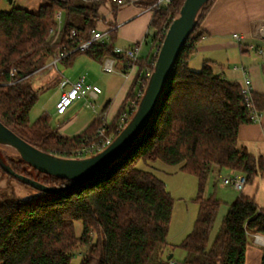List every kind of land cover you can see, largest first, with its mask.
I'll return each instance as SVG.
<instances>
[{
  "label": "trees",
  "instance_id": "1",
  "mask_svg": "<svg viewBox=\"0 0 264 264\" xmlns=\"http://www.w3.org/2000/svg\"><path fill=\"white\" fill-rule=\"evenodd\" d=\"M106 1L44 0L37 11L23 7L0 10V120L46 153L75 157V151L98 140L100 128L107 129V135L113 133L114 138L121 132L139 106L159 48L185 0H172L154 11L148 38L151 50L136 60L114 52L113 24L108 25L109 41L95 42L86 51L74 50L79 38H88L105 20L100 17V8ZM156 1L134 3L151 7ZM214 2L208 0L202 7L153 117L121 158L93 179L61 192L40 190L38 195L23 199L0 190V264H74L77 251L82 254L79 264H162L168 246L185 251L181 264H245L251 233L264 235V208L249 193L257 178L264 177V155L256 156L241 145L239 129L253 122L252 105L259 113L264 110V93L253 91L251 105L241 82L216 73L208 62L199 70L189 66L203 36L201 23ZM57 12L63 15L58 35L54 33ZM73 29L76 35L70 38ZM59 51L67 53L61 59L65 66H71L81 54L97 62L112 55L117 66L124 63V68L138 65L133 84L111 121L97 115L73 136L62 134L47 113L31 121V110L42 90L34 87L33 77ZM12 68H16L14 75ZM122 116L127 120L119 128ZM2 154L16 173L47 186L61 188L73 182L42 172L17 155ZM157 160L179 165L181 171L199 181L194 197L197 218L178 246L168 242L174 198L161 178L138 166L142 161ZM0 170L7 178H15L1 165ZM231 170L244 173L247 183L229 205L211 241L223 202L213 193L206 195L208 178L211 172L223 178ZM76 221L83 223L80 235Z\"/></svg>",
  "mask_w": 264,
  "mask_h": 264
},
{
  "label": "crops",
  "instance_id": "2",
  "mask_svg": "<svg viewBox=\"0 0 264 264\" xmlns=\"http://www.w3.org/2000/svg\"><path fill=\"white\" fill-rule=\"evenodd\" d=\"M13 2L14 0H11V3ZM115 8L118 9L114 11ZM153 13L154 11L134 2L119 5L111 1L110 5L104 4L100 8V16L105 20L100 23L99 28H107L109 24L115 26V46L126 47L134 43H142L140 57H143L148 55L151 50L150 44L148 45V52L143 51L151 31L150 23ZM200 28L203 36L197 43V52L191 57L189 66L200 58V65L203 66L205 62L210 63L215 72L228 80L243 83L244 78L249 77L252 81L253 91L264 93V0H215ZM235 33L238 34V37L234 36ZM251 51L260 56L252 57ZM87 58L89 61L87 60L86 65H89L88 68H90L92 65L90 61L95 60L90 59L88 56ZM102 61L95 62L101 65ZM236 64H240V67L244 68L246 73L244 74L241 69H234ZM138 69L139 67L136 64L126 68H124V63H119L117 66V60L116 71L106 72L102 69L106 74L116 73L123 80L118 85L114 97L105 98L104 113L103 110L100 114L98 113V115L104 114L106 121H111L118 112L133 84ZM92 72L91 70L86 74L87 81L100 86L93 77ZM103 93L102 88V92L97 97L87 95L85 99L77 100L74 104L87 105L86 101L89 102V99L96 102ZM92 120L83 123L80 129L74 133H66L67 123L59 126V131L64 135L73 136L87 128ZM71 122H74V120L70 119L69 123ZM239 141L250 153L256 156L264 155V110L257 122L243 124L240 127ZM2 177L0 176V180ZM214 190L215 193L213 194L220 198L223 203H226L227 206L239 195V192H229L227 196H224V190L221 191L217 187ZM249 193L264 208V177L257 178L255 184L249 189ZM263 248L253 242L251 238L246 250L245 264H261ZM182 252L184 253L183 257H185V251L182 250Z\"/></svg>",
  "mask_w": 264,
  "mask_h": 264
},
{
  "label": "rangeland",
  "instance_id": "3",
  "mask_svg": "<svg viewBox=\"0 0 264 264\" xmlns=\"http://www.w3.org/2000/svg\"><path fill=\"white\" fill-rule=\"evenodd\" d=\"M44 2V0H14L11 3L9 0H0V10H9L12 7H23L30 11H37L39 6ZM111 0L105 2L106 5H110ZM144 7V6H142ZM152 7V6H151ZM151 7H144L149 10ZM101 17V16H100ZM153 29L149 32V37L151 38ZM150 39L147 40V44L144 45V52H148V45ZM252 57L260 56L254 51H251ZM89 61L85 54H82L76 58L72 66H65L63 63H59L56 68L50 69L47 64L44 65L40 71H38L33 77V85L35 88H42L39 94V100L32 108L30 113L31 121H35L43 113H47L51 117V123L55 127L63 126L66 123V133H74L83 125V123L89 122L94 119L98 113L100 114L104 107V100L107 97H114V94L118 88V85L122 83V78L114 74H106L102 71L101 65H98L95 61H90L92 65L86 63ZM197 64H194V63ZM195 62L191 63L192 69L199 70L202 65H200V58ZM235 66L240 67V64ZM93 71L92 75L98 81L100 86L103 88L104 93L100 95V98L95 102V100L89 99V105L77 103L72 105L64 115L56 114V100L60 94V82L61 78L68 77L70 80H75L81 75H86L88 71ZM60 71V72H59ZM217 73V72H216ZM235 81V80H233ZM95 108V109H94ZM104 113V112H103ZM100 118L105 120V115H101ZM70 119L74 122L69 123ZM114 138L113 133L109 134ZM0 151L7 154L8 156H13L17 154V151L9 146L0 145ZM138 166L142 169L153 171L159 178H161L167 190L174 198L173 213L170 223L168 242L170 245L178 246L184 237L193 229V225L198 214V205L194 201V197L198 192L199 181L195 175L185 173L179 169V165H172L165 163L162 160H157L156 162H140ZM0 176H3V181L0 180V190L6 191L8 193H13L19 198H29L40 193V190L34 186L27 185L17 178H7L3 175L0 170ZM217 178V179H216ZM217 180V181H216ZM217 182V184H215ZM219 190H224V196H227L229 192H239L236 191L232 186L223 183L222 177L217 175L216 172H211L208 178L206 195L215 193V187ZM229 205L226 203L221 205L218 217L215 222V226L211 233V241L215 237L218 229L221 225L222 219L228 210ZM75 229L77 235H80L83 230V223L81 221L75 222ZM174 253V257L168 259L169 255ZM183 252L179 247L172 248L168 246L165 248L162 255V264H171V260L180 261L183 260ZM82 258L80 251L75 253L73 258L74 264H79ZM181 262V261H180Z\"/></svg>",
  "mask_w": 264,
  "mask_h": 264
},
{
  "label": "water",
  "instance_id": "4",
  "mask_svg": "<svg viewBox=\"0 0 264 264\" xmlns=\"http://www.w3.org/2000/svg\"><path fill=\"white\" fill-rule=\"evenodd\" d=\"M207 1H184L159 48L154 70L138 108L121 132L99 152L85 157H64L46 153L23 139L0 120V145L15 149L17 156L40 171L72 179V183L65 187L53 188L29 176L16 173L6 162L1 151L0 165L18 180L50 193L61 192L106 171L135 144L153 117L181 49L192 33L200 11ZM172 257L173 253L168 259Z\"/></svg>",
  "mask_w": 264,
  "mask_h": 264
},
{
  "label": "built area",
  "instance_id": "5",
  "mask_svg": "<svg viewBox=\"0 0 264 264\" xmlns=\"http://www.w3.org/2000/svg\"><path fill=\"white\" fill-rule=\"evenodd\" d=\"M116 2L119 5L125 4V0H111ZM135 0H132L134 2ZM172 0H157L151 9H158L162 6H167L171 3ZM57 19V29L54 33L58 35L62 25H63V15L61 12L56 13ZM76 35V31L73 29L70 34V38H73ZM234 36L238 37V34H234ZM110 40V32L109 28H94L90 31V36L88 38L81 37L78 39L74 50L86 51L88 50L93 43L95 42H107ZM115 53H122L131 59H138L141 56L142 52V43H134L126 47L115 46ZM67 53L59 51L55 54L54 58L47 64V67L50 69L56 68L58 64L61 62V59L66 57ZM102 69L106 72H114L116 71V58L112 55L106 56L102 61ZM234 69L243 70L244 74L246 73L244 68L235 66ZM41 70V69H40ZM16 73V68L11 69V75ZM60 90L61 94L56 102V113L57 114H65L67 110L80 99H85L87 95H92L93 97H97L101 92V86L97 84H93L87 81L86 75H81L75 80H70L68 77H62L60 82ZM242 92L245 95L246 100L250 103L252 100V81L249 77H245L242 83ZM87 105H89V102ZM252 105V104H251ZM252 120L253 122H257L261 113L257 111V109L252 105ZM127 120L125 116H122L119 121V128L124 127V123ZM104 127L100 128L97 133L98 140L94 143L89 144L88 146H84L81 149H78L73 153L75 157H85L93 154L97 150H100L101 146L104 148L108 146L112 141L113 137L108 136ZM223 183L229 186H232L236 191H241L244 189L247 183V177L244 173L231 170L226 172L223 175ZM252 241L258 244L259 246L264 247V235L261 233H251ZM171 264H181L180 261L171 260Z\"/></svg>",
  "mask_w": 264,
  "mask_h": 264
}]
</instances>
